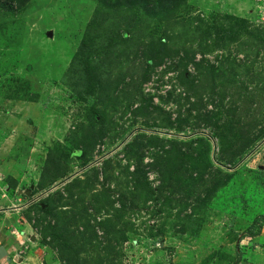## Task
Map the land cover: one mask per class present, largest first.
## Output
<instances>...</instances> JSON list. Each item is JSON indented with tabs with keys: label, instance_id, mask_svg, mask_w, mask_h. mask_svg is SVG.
Returning <instances> with one entry per match:
<instances>
[{
	"label": "rangeland",
	"instance_id": "1",
	"mask_svg": "<svg viewBox=\"0 0 264 264\" xmlns=\"http://www.w3.org/2000/svg\"><path fill=\"white\" fill-rule=\"evenodd\" d=\"M163 15L0 0L8 264H264V0Z\"/></svg>",
	"mask_w": 264,
	"mask_h": 264
},
{
	"label": "trees",
	"instance_id": "2",
	"mask_svg": "<svg viewBox=\"0 0 264 264\" xmlns=\"http://www.w3.org/2000/svg\"><path fill=\"white\" fill-rule=\"evenodd\" d=\"M182 2H185V0H123L124 6L125 5H129L130 8H137V7H142V9H144L145 11H151L154 10L155 8L158 9H162V12L164 13V15L161 18H165L167 15L174 13L175 11H177V9L179 8V6H181ZM147 12H145L146 14ZM236 22H238V19L236 20ZM89 44V41H87L86 39L82 40L81 42V50H83L84 48H87ZM157 47H148V50L151 54H154V57L157 58V54H155V52H161L160 50H162L163 48H159L156 49ZM158 50V51H157ZM78 57V54H77ZM100 118V116H99ZM100 121H102V119L100 118ZM87 152L85 150H83L80 154H77V157H79V159H85ZM139 171L137 170L135 175L138 174ZM66 190V189H65ZM68 193L70 192L69 189L66 190ZM56 197H57V201L62 202L63 201V197H62V193H56ZM52 196H48L46 198L45 201H43L42 203H40L37 208H39L41 210V212H44L46 214H52L53 215V210L51 207V201H52ZM34 204V203H33ZM87 211V208H83V212ZM264 220V219H263ZM104 226V225H103ZM49 230L52 231V233L54 234V236H63L65 235V233L63 234L61 231L59 232H55V229L57 227H51V225L48 226ZM60 234V235H59ZM252 236V235H250ZM65 243L67 242V240H64ZM67 250V255H68V259L69 261L73 260L74 257H76L77 253L73 254V249L69 246V245H65ZM75 255V256H74ZM59 261L61 262L62 260L59 259ZM64 262V261H62ZM66 264V262H64ZM71 263V262H70ZM74 264H78V263H74Z\"/></svg>",
	"mask_w": 264,
	"mask_h": 264
},
{
	"label": "water",
	"instance_id": "3",
	"mask_svg": "<svg viewBox=\"0 0 264 264\" xmlns=\"http://www.w3.org/2000/svg\"><path fill=\"white\" fill-rule=\"evenodd\" d=\"M77 174H78V173H76V174L72 175L71 177H69V178H67V179H65V180H63V181H61L60 183L56 184L54 187H52V188L49 189L48 191H46V192H44L43 194H41L40 197H43L44 195H46V194L49 193L50 191L56 189L57 187L63 185L64 183L68 182L70 179H72L73 177H75ZM30 193H31L30 191H26V192L24 193V195H25L26 197H30ZM21 194H23V193L20 192L19 195H21ZM33 201H34V200H32L31 202H33ZM33 241H34V238H31V242H33Z\"/></svg>",
	"mask_w": 264,
	"mask_h": 264
},
{
	"label": "crops",
	"instance_id": "4",
	"mask_svg": "<svg viewBox=\"0 0 264 264\" xmlns=\"http://www.w3.org/2000/svg\"><path fill=\"white\" fill-rule=\"evenodd\" d=\"M19 193L20 192H18V195H19ZM23 193V192H22ZM26 206V205H25ZM25 206H22V207H25ZM5 247H6V245H4ZM4 246H1L0 245V249H3V251H4V256H1L0 255V262H5L6 264H8V262H9V259H8V255H9V250H8V248L6 247H4Z\"/></svg>",
	"mask_w": 264,
	"mask_h": 264
},
{
	"label": "clouds",
	"instance_id": "5",
	"mask_svg": "<svg viewBox=\"0 0 264 264\" xmlns=\"http://www.w3.org/2000/svg\"><path fill=\"white\" fill-rule=\"evenodd\" d=\"M31 201H32V200H31ZM31 201H30V203H33V202H34V201H33V202H31Z\"/></svg>",
	"mask_w": 264,
	"mask_h": 264
}]
</instances>
